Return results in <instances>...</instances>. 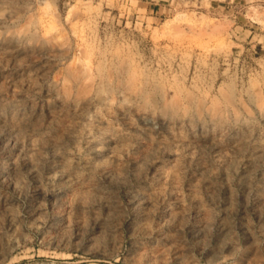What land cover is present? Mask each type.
Masks as SVG:
<instances>
[{"label":"rangeland","instance_id":"374dc122","mask_svg":"<svg viewBox=\"0 0 264 264\" xmlns=\"http://www.w3.org/2000/svg\"><path fill=\"white\" fill-rule=\"evenodd\" d=\"M1 32L0 264H264V118H158L173 81L261 96L264 0H0Z\"/></svg>","mask_w":264,"mask_h":264},{"label":"bare ground","instance_id":"6f19581e","mask_svg":"<svg viewBox=\"0 0 264 264\" xmlns=\"http://www.w3.org/2000/svg\"><path fill=\"white\" fill-rule=\"evenodd\" d=\"M8 18L12 22H16L17 20V14L13 12H9ZM4 35V32L0 33V37ZM201 47L203 48V52L208 49L206 45H204L203 41L200 43ZM6 49L3 44H0V50L4 51ZM225 56H229L231 49L228 47L220 48L219 50ZM140 77L142 79L145 78L144 72L140 71ZM170 89H174L172 100L170 103L166 104L161 109V116L158 118L160 120L166 119L165 115H177L181 118L185 119L187 117H193L194 115L199 116L198 124L201 126H205L207 123H209L212 126H221L226 127L227 124L233 122L236 125L242 124L243 122L246 125H252L257 120L256 115L259 114L264 118V92H261V96H253L249 93V91L244 90V95L241 97L238 101L235 103H229L225 100H219V98L216 97H210L207 91V88L198 85L197 83H194L192 85L193 90L198 94V96L203 97L202 102L200 103L199 108L195 107L194 101L187 99V97L183 96V94L180 93L179 86L176 82H171L169 84ZM121 93L124 94L125 98L133 100L135 102H143V95L133 90L130 86H126L125 88H122ZM246 93V94H245ZM103 101L107 100L106 97L101 98ZM149 105V104H147ZM153 118V117H152ZM155 119V118H154ZM220 135L219 137H217ZM223 136L222 132L220 133H212L210 139L214 140L217 139V142H214L213 146H216L218 144H221L222 141L225 139H221ZM208 137L207 136H200V139H202L203 142H206ZM211 140V141H212ZM243 142V139L239 143L241 144ZM246 142V140L244 141ZM234 148V146H233ZM232 148V149H233ZM256 158L255 163H259L262 159H264V142H256ZM111 156H114V153L111 154ZM256 168V166L254 167ZM61 180L63 181L64 188H68L70 184L77 181L79 178L75 175L66 174L65 170L61 171ZM96 191L98 193L103 192V188L101 185H96ZM134 206H142L143 204H146V198L143 196H138L133 198L132 200ZM6 208L10 211L11 214H14V206L9 203L7 204ZM220 230H223L222 227ZM69 264V263H66Z\"/></svg>","mask_w":264,"mask_h":264}]
</instances>
